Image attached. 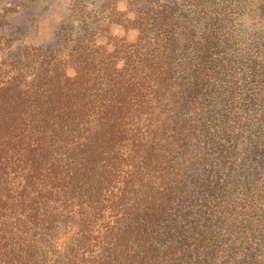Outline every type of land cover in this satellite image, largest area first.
<instances>
[{
    "label": "rangeland",
    "instance_id": "rangeland-1",
    "mask_svg": "<svg viewBox=\"0 0 264 264\" xmlns=\"http://www.w3.org/2000/svg\"><path fill=\"white\" fill-rule=\"evenodd\" d=\"M75 70L100 117L101 194L93 209L77 199L82 217L75 199H51L20 222L16 199H0L14 205L0 212V264H264V0H0L2 85ZM28 144L1 152L13 185L38 153ZM151 147L169 155L163 171L131 182ZM147 196L161 204L153 252L131 262L125 240L106 263L123 218L142 232L129 216Z\"/></svg>",
    "mask_w": 264,
    "mask_h": 264
},
{
    "label": "trees",
    "instance_id": "trees-1",
    "mask_svg": "<svg viewBox=\"0 0 264 264\" xmlns=\"http://www.w3.org/2000/svg\"><path fill=\"white\" fill-rule=\"evenodd\" d=\"M69 80L65 74L53 71L47 85L38 76L22 90L15 81L8 85H2L0 82V153L6 149L18 155L15 147L20 150L26 142H29L28 147L38 151L37 155L32 153V157L26 163L29 168L28 174L24 171L17 172L19 168L14 174L13 178L19 175L26 176L23 178V185H13V181L8 180L11 173L4 171L0 173V199H16L20 210L19 222L26 216L37 218L35 206L37 208L47 205L51 199H75V205L78 207L77 216L82 217L83 203L77 199H91L93 209L97 204L95 199L101 194V192L97 194L99 189L95 194H91L95 180H91V175L97 168L95 144L99 134L100 117L87 101V96L80 86L78 71L75 70L71 83L66 84ZM107 114L108 112L103 117L104 125L108 123L105 122ZM103 154L106 157L101 163L102 168H113L114 161L109 160L111 158L109 151L105 150ZM1 156L2 153L0 160ZM137 159L140 161L132 164L129 173L131 182L135 177L143 178L144 174L153 178L150 173L157 170L156 163L160 164L157 171H163L162 166L168 161L169 155L161 148L159 157L155 147H151L133 158L134 161ZM31 177L40 180V184H37V180L32 182ZM13 206L0 205V212L12 209ZM157 206L161 204H157L155 199H150V196L142 203L139 202L138 212L131 213L129 219L131 224L141 221L142 232H133L127 222L128 218H123L126 227L124 231L119 230L120 233L116 237L119 245L107 252L103 251L102 260H106V263L122 261L124 251L120 244L125 240L128 248L125 257H130L131 262L135 256H141L140 253L147 256L145 252L148 254L153 252L151 245L159 216L155 212ZM35 225L36 223L31 228ZM83 226L84 223L78 226L80 233ZM44 230L43 227V231L36 233L45 235ZM27 232L26 230L21 234L18 245L25 242L22 236L28 235ZM173 253L172 250L169 251L166 258L169 259Z\"/></svg>",
    "mask_w": 264,
    "mask_h": 264
}]
</instances>
